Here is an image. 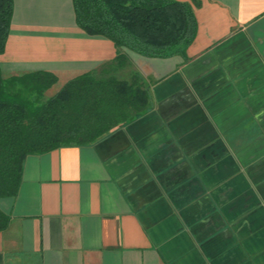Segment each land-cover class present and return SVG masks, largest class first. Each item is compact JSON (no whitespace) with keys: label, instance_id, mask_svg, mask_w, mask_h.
<instances>
[{"label":"crops","instance_id":"1","mask_svg":"<svg viewBox=\"0 0 264 264\" xmlns=\"http://www.w3.org/2000/svg\"><path fill=\"white\" fill-rule=\"evenodd\" d=\"M183 55L147 58L90 37L72 0H14L3 74L148 85L152 107L88 147L29 156L0 198V264H264V0H182ZM116 66V67H115Z\"/></svg>","mask_w":264,"mask_h":264},{"label":"trees","instance_id":"2","mask_svg":"<svg viewBox=\"0 0 264 264\" xmlns=\"http://www.w3.org/2000/svg\"><path fill=\"white\" fill-rule=\"evenodd\" d=\"M198 7L199 0H192ZM77 26L90 37H103L119 50L121 68L127 49L147 58L183 55L198 25L193 5L180 0H72ZM14 0H0V198H15L26 159L61 148L88 147L146 114L152 97L143 78L84 74L59 83L51 73L5 78L1 58L11 32ZM116 67V66H115ZM0 210V231L9 226Z\"/></svg>","mask_w":264,"mask_h":264},{"label":"rangeland","instance_id":"3","mask_svg":"<svg viewBox=\"0 0 264 264\" xmlns=\"http://www.w3.org/2000/svg\"><path fill=\"white\" fill-rule=\"evenodd\" d=\"M180 1H182V0H180ZM4 77L9 78V77H11V75L10 74H4Z\"/></svg>","mask_w":264,"mask_h":264}]
</instances>
